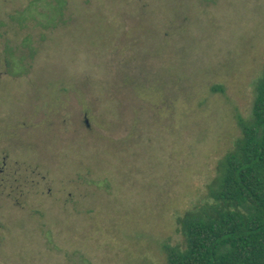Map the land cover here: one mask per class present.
I'll list each match as a JSON object with an SVG mask.
<instances>
[{
  "label": "rangeland",
  "instance_id": "rangeland-1",
  "mask_svg": "<svg viewBox=\"0 0 264 264\" xmlns=\"http://www.w3.org/2000/svg\"><path fill=\"white\" fill-rule=\"evenodd\" d=\"M264 76V0H0V264H168Z\"/></svg>",
  "mask_w": 264,
  "mask_h": 264
},
{
  "label": "trees",
  "instance_id": "trees-1",
  "mask_svg": "<svg viewBox=\"0 0 264 264\" xmlns=\"http://www.w3.org/2000/svg\"><path fill=\"white\" fill-rule=\"evenodd\" d=\"M240 127L211 202L177 219L185 247L166 245L168 264H264V76L251 119Z\"/></svg>",
  "mask_w": 264,
  "mask_h": 264
}]
</instances>
